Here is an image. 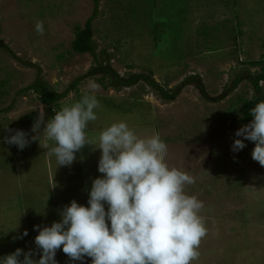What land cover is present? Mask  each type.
<instances>
[{
  "label": "rangeland",
  "instance_id": "374dc122",
  "mask_svg": "<svg viewBox=\"0 0 264 264\" xmlns=\"http://www.w3.org/2000/svg\"><path fill=\"white\" fill-rule=\"evenodd\" d=\"M94 7V0H0V108L13 103L19 115L16 117L32 110L47 120L53 110L79 101L88 82L94 81L98 88L92 94L100 107L94 110L98 117L89 122L92 126L101 129L108 126L107 121H125L126 116V122L134 124L137 111L142 117L138 124L151 121V125L146 122L147 127H142L147 130L144 135L158 134L166 144L167 164L194 178V183L185 185L184 190L203 202L200 215L207 233L197 249L198 258L191 264H264V167L251 158L253 142L245 141L246 147L239 152L230 149L235 131L244 125L239 122L243 101L256 95L247 77L264 70V0L98 3L92 27L100 59L106 58L99 53L106 49L113 68L122 76L151 73L167 88L191 74H199L214 101H207L195 84L183 88L175 100L166 101L143 80L116 91L104 87L101 76L80 81L58 102L59 109L43 103L34 90L20 92L37 79L52 91L62 92L95 65L91 54L72 51L77 29L84 27ZM150 10L151 24L138 19L142 12ZM37 22L43 25L42 35L35 31ZM259 60L263 64H250ZM239 76L243 78L238 86L227 94ZM261 85L264 88V81ZM99 96L141 99L144 104L140 110L131 109L134 105L128 101ZM32 120L33 117L24 119L23 125ZM6 122L10 128L0 123V200L5 203L0 205V256L16 248L35 250L34 237L38 233L33 231V225L45 226L59 220V210L70 201L87 206L91 181L97 177L92 168L98 163L94 160L91 168L83 159L79 163L76 160L75 173L73 164L66 166L63 172L68 177L72 175L68 183H61L56 174L52 181L43 174L29 180L27 176L35 172L33 166L39 165L41 159L33 160L35 156L31 159L27 155L24 160L23 150L2 143L3 137L9 136L5 133L12 134L5 129L14 131L20 121ZM90 132L93 146L85 148L98 146L100 131ZM22 177L25 183L18 190L17 180ZM3 192L12 195V200L5 199ZM50 197H56L57 207L47 205L49 210H41L40 218L34 210L40 206L45 209L43 205ZM25 230L28 235L17 239ZM55 259L57 264H81L70 261L60 250ZM83 264H90V258H85Z\"/></svg>",
  "mask_w": 264,
  "mask_h": 264
},
{
  "label": "clouds",
  "instance_id": "9594fccd",
  "mask_svg": "<svg viewBox=\"0 0 264 264\" xmlns=\"http://www.w3.org/2000/svg\"><path fill=\"white\" fill-rule=\"evenodd\" d=\"M35 31L43 34L37 22ZM98 85L89 81L79 101L53 110L50 119L38 114L30 137L20 129L6 131L2 143L23 150L33 141L55 157L58 166H70L76 154L92 145L86 138L89 122L100 107L92 94ZM251 120L238 128L230 146L239 152L253 142L251 158L264 167V100L249 109ZM53 142L41 145V136ZM100 157L86 205L72 200L50 225H33L35 250L16 248L0 256V264H57L62 251L70 261L83 264H191L207 229L200 215L203 202L185 192L194 178L166 162L167 146L158 134L140 138L126 121L104 127L98 137ZM27 230L16 237L27 236ZM38 255V259L35 258Z\"/></svg>",
  "mask_w": 264,
  "mask_h": 264
},
{
  "label": "trees",
  "instance_id": "16d2710c",
  "mask_svg": "<svg viewBox=\"0 0 264 264\" xmlns=\"http://www.w3.org/2000/svg\"><path fill=\"white\" fill-rule=\"evenodd\" d=\"M99 1L100 0H94L95 7L93 14L85 22L83 28L77 29L75 38L72 42V51H74L77 54H85V53L91 54L95 60V65L91 66L85 74L76 78L73 81V83L62 92L52 91L47 87V83L42 82L39 79H37L35 82H33L32 84L27 86L24 90H21L20 92H25L26 90H34L39 94L38 96L43 103L49 106L55 105V107H59L58 102L64 97H66L69 91L74 90V88H76L79 82L82 81L84 78L87 77L93 78V77L101 76L100 79L103 80L102 85H104V87L110 86L116 91H120L123 88H131L132 86L138 84L140 80H143L147 84H149L163 100L172 101L176 99V97L180 94L182 89L185 88L187 85L195 84L199 92H201V95L204 96V98L207 101L216 100L215 98L209 96L199 74H191L185 79H183V81L180 84L172 88H167L165 85L158 83L154 79L151 73L150 74L139 73V74H131L129 76H122L113 68L111 64V59H112L111 54L106 49H103L99 52L101 54L100 55L101 57L106 56V58L100 59L99 54L97 52L98 46L93 38L94 30L92 27V21L98 15L97 8ZM149 17H152L151 10L149 12H142L141 18L138 17L137 18L139 20H142L144 18V20L147 21V23L151 24L153 21H151ZM250 64L259 65V64H263V61L262 60L250 61ZM241 78L243 77L239 76L236 79H234L232 86L227 91V94L238 86L239 82L241 81ZM247 78L250 79V81L252 82L253 87L256 90V95L251 100L243 101V104L240 108L241 117L239 118V122L242 124H247L251 120V117L249 116V109H251L258 101L264 100V88L261 85V82L264 81V70L257 73L254 77L248 76ZM105 80H107V83L105 82ZM224 95L225 94L221 95L220 97L224 98ZM99 97L113 99L117 101H121V100L128 101L130 102L129 104L134 105V107L132 106L131 109L135 108L136 106L137 109L140 107V99L127 100V99H118V98L115 99L113 97L109 98L106 96H99ZM6 109L8 108L6 107L3 110L5 111Z\"/></svg>",
  "mask_w": 264,
  "mask_h": 264
},
{
  "label": "crops",
  "instance_id": "0c3cea01",
  "mask_svg": "<svg viewBox=\"0 0 264 264\" xmlns=\"http://www.w3.org/2000/svg\"><path fill=\"white\" fill-rule=\"evenodd\" d=\"M143 102H141V99H140V107L141 106H143V104H142ZM137 107V106H136ZM139 107V108H140ZM6 108V107H5ZM7 108L8 109H6L5 111L3 110L4 108H0V123H2V124H5V126H6V124L8 123V122H6V120L7 119H9L10 121H20V122H17L18 123V125H15L16 127H15V130L16 129H20V130H23V131H25L27 134H28V136L29 135H34V133H32L31 132V127H32V123L35 121V119L37 118V113H36V111H29L30 113H27V114H25V113H23V114H20L21 115V117H16V116H19V115H17V113L15 112V111H17V110H15L14 108H13V103L12 104H10L9 106H7ZM13 108V109H12ZM57 109H59V108H61V106H59V107H56ZM139 110V109H138ZM132 115L134 114V112H132L131 113ZM8 115V116H7ZM48 115H49V113H48ZM124 115V114H123ZM128 115V114H127ZM1 116H3V118L1 117ZM12 116H15V118H12ZM51 116H52V113L48 116V119H50L51 118ZM30 117H33V120L32 121H30L28 124H24L23 125V121H24V119L26 120V118H29L30 119ZM98 117V116H97ZM133 117L135 118L134 120H136V123H130L129 121L127 122V124L128 125H130L129 127H131V129L135 132V134L138 136V137H140V138H145V137H149V136H151L152 135V132H150V135H144L146 132H147V130L146 129H144V128H142V127H147V125H145L146 124V122L149 124V125H151V121L150 120H146V122L145 123H137L138 122V119H142V117H138V112L137 111H135V114L133 115ZM107 119H108V117H107ZM148 119V118H147ZM125 120V119H124ZM125 121H127V116H126V120ZM148 121H150V122H148ZM93 122V121H92ZM111 123H113V121H107V125H109V124H111ZM144 125V126H143ZM6 127H8V126H6ZM104 127H106V125L105 126H103L101 129H97L96 127H94V126H92V123H88V125H87V127H86V129H85V135H86V138H88V139H91L92 138V135H89L91 132V130L92 129H96V130H98V132L99 131H101ZM8 128H10V127H8ZM5 135H11L9 132L8 133H5ZM98 141V140H97ZM35 142V144L34 145H31V143L28 145V146H26L24 149H23V151H24V156H23V154H22V158L25 160V159H28L26 156L27 155H29L30 156V158L32 159L34 156V158H33V160H36L35 158H39V159H41V161H39L38 162V164L39 165H34L33 167L36 169L35 170V172L33 173V174H31L30 176H27V179H29L30 180V178L31 179H33V180H36L37 178H38V175L40 176L41 174H43V176L44 177H48V180L50 181H52L53 180V178L55 177V174H56V177H57V179L61 182V183H68L69 181H70V179H71V177H72V175H70L69 177H68V174L66 175V173H64V172H66V166H58L57 165V163H56V160H55V157L54 156H52V155H50L48 152H47V150L46 149H44L43 147H40V144H39V141H34ZM40 143H41V145H43V144H45V143H47V144H49V146H52V144H53V142H51V141H47L44 137H43V135L41 136V139H40ZM98 144V143H97ZM89 147V146H88ZM83 149H86V150H83ZM99 150V149H98ZM28 151H30V152H28ZM100 151V150H99ZM76 160L78 161V163L80 162V160H82L83 159V161L85 162V163H89V165H90V167L92 166V163H93V161L95 160V161H97L98 162V158L100 157V153H96V150H95V148H91V146L89 147V148H85V146L76 154ZM80 157H82V158H80ZM76 160L72 163L73 164V169H72V172H76V170H77V166H75L76 165ZM18 167V166H17ZM21 168L22 167H18V171L19 170H21ZM92 168V167H91ZM40 169V171H38ZM92 170L93 171H95V173H97V177L98 176H101L102 174L101 173H99L98 171H97V167L96 168H92ZM22 171V170H21ZM20 171V172H21ZM64 171V172H63ZM44 172V173H43ZM55 172V173H54ZM68 178H67V177ZM66 177V178H65ZM24 183H25V180L23 179V177L21 178V179H18L17 180V185H16V187H18V190L19 189H21V188H23V185H24ZM3 193H6V192H3ZM53 197V196H52ZM5 199H8V200H12V195L10 196V195H8L7 193L5 194ZM3 199H1L0 200V205L1 204H5V203H3ZM18 201H20L21 202V200L18 198ZM56 202V204H54ZM47 205H48V207H50V206H53L52 208H54V209H56V207H57V200H56V197L52 200V198L50 197V199L48 198V202H47V204H45V205H43L44 206V208L45 209H43L41 206H40V208L39 207H37V208H35V210H34V212L36 213V214H38L39 215V217L41 218L42 217V215H41V210H42V212L43 213H45V212H47L46 211V209H48V207H47ZM3 210V206L1 207V211ZM24 210H25V213H28V210H27V208H26V206H24ZM49 210V209H48ZM52 210V209H51ZM50 210V211H51ZM53 212H56V210H54ZM41 215V216H40ZM0 217H3L2 215L0 216ZM47 217V219H49V217L50 216H46Z\"/></svg>",
  "mask_w": 264,
  "mask_h": 264
}]
</instances>
